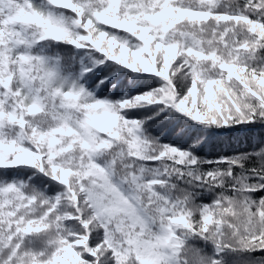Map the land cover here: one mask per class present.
<instances>
[{"label": "snow or ice", "instance_id": "snow-or-ice-1", "mask_svg": "<svg viewBox=\"0 0 264 264\" xmlns=\"http://www.w3.org/2000/svg\"><path fill=\"white\" fill-rule=\"evenodd\" d=\"M257 126L264 0H0V264H264Z\"/></svg>", "mask_w": 264, "mask_h": 264}, {"label": "trees", "instance_id": "trees-1", "mask_svg": "<svg viewBox=\"0 0 264 264\" xmlns=\"http://www.w3.org/2000/svg\"><path fill=\"white\" fill-rule=\"evenodd\" d=\"M174 137L169 134L166 140H173ZM179 142V141H177ZM264 147V127H254L248 132L239 134L231 142H214L203 149V154H223L224 152L239 151H253Z\"/></svg>", "mask_w": 264, "mask_h": 264}]
</instances>
